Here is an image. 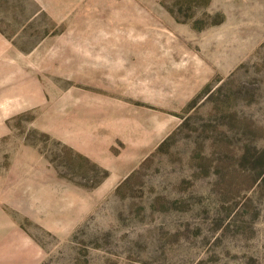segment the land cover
Segmentation results:
<instances>
[{
    "label": "rangeland",
    "instance_id": "obj_1",
    "mask_svg": "<svg viewBox=\"0 0 264 264\" xmlns=\"http://www.w3.org/2000/svg\"><path fill=\"white\" fill-rule=\"evenodd\" d=\"M0 264H264V0H0Z\"/></svg>",
    "mask_w": 264,
    "mask_h": 264
}]
</instances>
